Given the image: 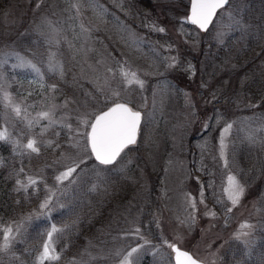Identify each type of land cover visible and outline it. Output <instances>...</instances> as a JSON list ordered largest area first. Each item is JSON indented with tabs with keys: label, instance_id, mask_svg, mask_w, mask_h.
<instances>
[{
	"label": "rangeland",
	"instance_id": "374dc122",
	"mask_svg": "<svg viewBox=\"0 0 264 264\" xmlns=\"http://www.w3.org/2000/svg\"><path fill=\"white\" fill-rule=\"evenodd\" d=\"M143 2L147 11L138 0H9L0 9V98L7 120L0 135L18 150H48L31 178L25 175L28 184L51 176L47 206L37 210L38 216L46 214L54 194L65 192L87 168L98 175L121 172L125 185L137 188L136 198L109 218L101 236L88 238L79 263L122 264L136 247L130 264H174L169 245L177 242L206 264H242L263 238L264 206L258 186L241 178L232 159V135L240 131L252 143L264 141V117L246 113L238 126V112L253 106L245 99L235 104L228 99L235 82L228 72L237 66L231 61L221 65L220 46L244 3L230 0L202 35L182 23L190 0ZM30 30L46 48L40 60L14 44ZM125 73H135L143 87L129 84L134 78ZM59 83L71 87L70 97L58 91ZM117 101L143 111L144 129L133 153L124 152L115 165L100 166L92 162L85 133L95 115ZM228 124L231 128L222 132ZM30 141L37 152L27 148ZM69 168L76 171L57 180ZM229 175L244 189L235 205L226 191ZM149 204L155 205L152 211ZM31 216L3 228L12 231L7 249L2 234L1 252L10 256L21 225ZM61 231L57 225L48 229L37 264L52 261L41 260L46 243L49 254L58 257L55 240Z\"/></svg>",
	"mask_w": 264,
	"mask_h": 264
},
{
	"label": "trees",
	"instance_id": "16d2710c",
	"mask_svg": "<svg viewBox=\"0 0 264 264\" xmlns=\"http://www.w3.org/2000/svg\"><path fill=\"white\" fill-rule=\"evenodd\" d=\"M8 1L0 0V9ZM241 1L244 7L235 14L231 30H228L226 40L220 46L222 66L227 67L230 61L237 66V71L228 72L235 79L228 99L231 104L245 99L253 106L250 112H247L248 109L238 112V126L241 122L239 118L246 113L264 117V0ZM138 3L143 7L142 11L148 10V3L143 0H138ZM152 36L158 41L165 39L163 35ZM36 39L40 37L38 34L36 36V31L30 30L27 36L17 38L14 44L27 56L40 60L46 54V48ZM6 45L10 47V36ZM58 91L64 97H70L73 90L59 83ZM226 96L224 92L219 100H224L223 97ZM84 103L81 108L85 107ZM3 104L0 98V129L7 122ZM232 138V159L239 168L241 178L249 185L258 186L259 202L264 206V141L252 143L240 131H235ZM13 142L10 138L0 139V240L4 227L32 216L21 225L10 256L0 250V264H37V254L41 250L45 234L55 225L62 229L55 240L58 259L45 264H81L79 260H83L80 257L84 254L88 238L101 236L100 230L109 218L121 213L136 198L137 188L135 185L132 189L128 188L121 172L116 175L111 170H106L98 175L87 168L65 192L54 194L46 214L38 216L37 210L49 196L47 180L51 176L47 174L28 184L25 175H28V179L31 178L32 170L39 165L42 156L47 157L48 150L33 154L27 150H18ZM134 149L135 147H130L127 151L133 153ZM92 162L94 163L93 158ZM135 170L136 173L140 171L138 164ZM123 186H127L124 194ZM154 206L149 204V210L152 211ZM261 231L263 238L243 259L242 264H264V227ZM238 248L239 246H235L233 253Z\"/></svg>",
	"mask_w": 264,
	"mask_h": 264
},
{
	"label": "snow or ice",
	"instance_id": "6c2138e0",
	"mask_svg": "<svg viewBox=\"0 0 264 264\" xmlns=\"http://www.w3.org/2000/svg\"><path fill=\"white\" fill-rule=\"evenodd\" d=\"M226 3V0H190V14L186 20L182 23H190L191 25L197 26L201 30H207L208 25L212 21L217 9L222 8ZM160 33H164L165 29L159 27L156 29ZM27 66L32 67L34 71H38L34 65L28 64ZM173 65H169L172 67ZM191 69V65H189ZM131 75L134 79L129 80L131 84L135 82L141 88L143 87V81L135 79V73H125V76ZM45 116L47 114H44ZM142 116L139 111H134L127 103H114L111 107L107 108V111H103L101 114L95 116L94 121L89 125L90 131L85 133L87 144L90 147V155L94 157V162L100 166H111L118 162L121 158L122 153L130 146L137 143L139 128L141 125ZM231 128V124H228L222 132H227ZM208 130V125L205 126L204 131ZM0 139L3 136L0 135ZM27 148L33 152H37L38 149L34 147L33 142L27 144ZM223 136L221 138V155L223 156ZM227 164V162H225ZM79 167V165H77ZM103 170V169H102ZM76 171V168H69L57 177V180L67 179ZM19 183V181H18ZM228 199L233 205L237 204L240 196L243 194V187L236 180L235 176H228ZM47 206V202L41 204L40 207L44 208ZM195 207V204H193ZM231 209H229L230 211ZM208 213H206L207 215ZM211 215H215L211 213ZM244 227V226H242ZM11 228H5L3 230V245L4 249L9 246V239ZM52 231L55 232L56 228L53 227ZM52 233L49 232L48 236L51 238ZM147 243V241H145ZM169 247L175 253V264H200L199 261L193 259L191 255L182 251L179 247L174 244H170ZM49 244L44 245V250L41 255V260L45 258L48 260L58 259L55 255L49 254ZM138 248L133 247L127 256L124 257L122 264H130L128 257L132 256L133 253L138 252Z\"/></svg>",
	"mask_w": 264,
	"mask_h": 264
},
{
	"label": "water",
	"instance_id": "95a60500",
	"mask_svg": "<svg viewBox=\"0 0 264 264\" xmlns=\"http://www.w3.org/2000/svg\"><path fill=\"white\" fill-rule=\"evenodd\" d=\"M229 4V0H226V3H225V5L223 6V7H226L227 5ZM222 7V8H223ZM221 8H219V9H217V11H216V13H215V15H214V17H213V19H212V21L210 22V24L208 25V27H207V30L209 29V27L212 25V23H213V21H214V19H215V17H216V15H217V13H218V11L220 10ZM189 14H190V9H189ZM188 14V15H189ZM201 30V29H200ZM207 30H201L203 33H205V32H207ZM118 103H123V102H118ZM104 111H107V109L106 110H104ZM103 112V111H102ZM102 112H100L99 114H101ZM140 112V111H139ZM141 113V116H142V112H140ZM99 114H97V115H99ZM96 115V116H97ZM94 121V120H93ZM141 123H142V120H141ZM141 126V125H140ZM90 131V130H89ZM139 133H140V128H139ZM139 133H138V137H139ZM137 140H138V138H137ZM90 148V147H89ZM174 245H176L177 247H179L182 251H186V252H188L190 255H191V257L193 258V259H195V260H197V261H199L200 262V264H205L204 262H202V261H200V260H198L191 252H189V251H187V250H185V249H183V248H181L177 243H173ZM170 249H171V251H172V248L170 247ZM173 252V251H172ZM173 259H174V262H175V253L173 252Z\"/></svg>",
	"mask_w": 264,
	"mask_h": 264
}]
</instances>
